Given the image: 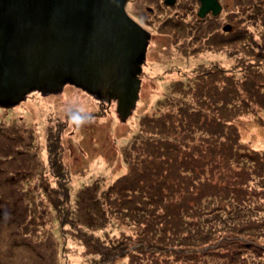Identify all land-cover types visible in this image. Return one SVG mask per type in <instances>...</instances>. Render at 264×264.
Here are the masks:
<instances>
[{"label": "trees", "instance_id": "1", "mask_svg": "<svg viewBox=\"0 0 264 264\" xmlns=\"http://www.w3.org/2000/svg\"><path fill=\"white\" fill-rule=\"evenodd\" d=\"M254 5L262 10L251 19L263 26L264 0ZM246 13L235 12L242 27L200 37L188 49L178 41L191 32L173 39L177 50L214 57L179 70L158 105L162 112L141 117L144 135L129 143L125 172L106 192L108 213L132 233L114 249L81 236L98 261L120 252L128 264H264V148L243 141L239 126L249 107L253 120L263 121L264 47L247 32Z\"/></svg>", "mask_w": 264, "mask_h": 264}, {"label": "rangeland", "instance_id": "2", "mask_svg": "<svg viewBox=\"0 0 264 264\" xmlns=\"http://www.w3.org/2000/svg\"><path fill=\"white\" fill-rule=\"evenodd\" d=\"M234 9L239 10L237 0ZM261 10L254 6L245 14L247 32L254 34L259 48L264 47V25L251 17ZM218 18L214 24L221 28L225 16ZM240 20L235 16L230 22L237 27ZM210 28L204 23L178 46L197 44ZM154 41L160 47L147 51L136 106L124 119L115 99H100L73 84L56 92L33 90L20 102L0 108V264H128L120 252L98 261L99 255L87 251L80 237L91 234L100 243L97 247L113 244L114 249L132 233L126 220L108 213L112 200L107 202V188L125 172L129 143L144 135L141 117L162 112L158 105L168 98L169 83L181 77L178 71L214 57L206 51L189 55L187 49L177 50L169 35ZM218 58L227 63L233 59L224 53ZM245 112L239 116L242 140L264 148V113L261 123L253 120L251 107ZM55 155L57 164L51 168L50 156Z\"/></svg>", "mask_w": 264, "mask_h": 264}, {"label": "water", "instance_id": "3", "mask_svg": "<svg viewBox=\"0 0 264 264\" xmlns=\"http://www.w3.org/2000/svg\"><path fill=\"white\" fill-rule=\"evenodd\" d=\"M126 1L0 0V105L73 84L115 99L126 118L139 97L148 43ZM219 8L216 0H202L198 13Z\"/></svg>", "mask_w": 264, "mask_h": 264}, {"label": "flooded vegetation", "instance_id": "4", "mask_svg": "<svg viewBox=\"0 0 264 264\" xmlns=\"http://www.w3.org/2000/svg\"><path fill=\"white\" fill-rule=\"evenodd\" d=\"M216 1L220 5L219 11L213 13V10L209 9L204 15L198 13L202 0H127L125 10L148 33L147 53L151 48L150 46L160 47L155 44L154 40L162 39L163 35L179 39L178 37L188 35L196 28L200 29L204 23L211 24L210 31L205 33L206 37L204 36V38L218 37L220 31L231 32L233 24L230 19L235 16L236 0ZM229 2L234 3V6L227 11L225 8ZM237 3L239 4V10L242 11L243 8L245 13V11L250 12V9H253L255 5L251 6L258 3V0H237ZM222 15L225 16V22L221 28H218L219 24L215 25L214 21H218V17ZM144 62H146V54L142 65ZM0 108L7 107L0 105Z\"/></svg>", "mask_w": 264, "mask_h": 264}]
</instances>
